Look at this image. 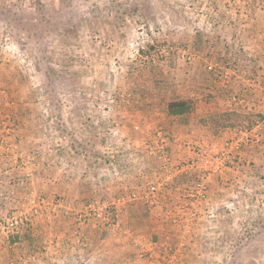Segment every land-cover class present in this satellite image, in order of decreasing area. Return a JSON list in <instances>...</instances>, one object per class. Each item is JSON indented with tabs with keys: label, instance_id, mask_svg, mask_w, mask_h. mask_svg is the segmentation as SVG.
<instances>
[{
	"label": "rangeland",
	"instance_id": "374dc122",
	"mask_svg": "<svg viewBox=\"0 0 264 264\" xmlns=\"http://www.w3.org/2000/svg\"><path fill=\"white\" fill-rule=\"evenodd\" d=\"M253 1L0 0V264H264V79L242 77L234 100L232 75L212 76L224 92L209 97L206 115L230 105L242 125L176 126L175 135L159 130L166 115L140 101L147 94L135 80L151 58L174 54L168 31L178 27H191L190 43L218 29L242 47V68L253 57L249 42L264 41L251 34ZM189 55L180 56L186 68ZM33 76L43 81L37 91L25 84ZM14 103L19 122L8 119ZM254 115L262 119L249 129ZM67 139L93 157L75 162L72 150H59ZM85 171L101 179L87 198ZM135 197L150 205L149 233L125 218ZM90 217L111 231L79 242L86 238L74 228L85 230Z\"/></svg>",
	"mask_w": 264,
	"mask_h": 264
},
{
	"label": "trees",
	"instance_id": "16d2710c",
	"mask_svg": "<svg viewBox=\"0 0 264 264\" xmlns=\"http://www.w3.org/2000/svg\"><path fill=\"white\" fill-rule=\"evenodd\" d=\"M166 2L167 1H164L165 4H167ZM260 6L261 2H258V0L253 1L249 6V11L251 12L250 19L254 20V25L251 27L252 36L264 33V7L261 8ZM173 16L177 17V13L173 12ZM7 30L8 29L5 28L3 29L4 32H8ZM190 30H192L191 27H178L175 29L172 28L168 31L170 34L169 44L173 46L175 51L174 54L169 55L167 58L161 57L162 53L157 51L155 47H150V51L155 54L156 57L159 56L164 59L153 60L150 57L151 59L149 63L145 64L135 77L137 83L145 86L139 87L137 91L141 92V90H143L144 94H147V97L145 99L143 97L140 98V101L150 100L152 104L154 103L158 106L159 110L163 111L164 115H166L168 125H160L159 127L162 128L159 130H161V132L163 131L164 134L165 131H167L169 135H175L176 126L181 127V129L190 127L201 129L207 126L208 122L217 126L219 124H223V127H229L227 123L232 121L233 127L237 125L241 126L242 119L240 115H238L236 111L232 110L230 105L229 108L224 111H219L212 115H206V112L210 109L209 107L212 104V101L210 102L211 104L208 103L209 97L211 100L212 97H217V95L224 92L223 89H215L216 85H210L209 80L212 76L216 75L222 77L226 73H230L232 77L230 86H228L229 95L233 97L234 100H239L244 93V89L242 88L244 85V82H242L241 79L242 77L245 81H250L251 79H255L256 81L258 79H264V55L263 53H258L259 49L264 50V41H262V43L257 42L255 45L252 42H249L248 46L251 50H253V57L249 58L246 65L240 68L238 67V57L235 56L243 51L242 47L241 49H236L234 45H228L227 42L224 41V38L226 40V37L220 35L218 33V29L211 35V37L205 36L203 39L197 35V37L192 39L193 41L190 43V37L192 36ZM232 30L234 29L230 28V26L227 27V31ZM221 40L224 42L221 43ZM150 51L142 52V54L149 57L151 53ZM183 51H187L190 54L189 56H193L194 58V61L189 64L190 66H188V68L183 66L186 62L181 61L180 59ZM195 54H200V58H196ZM211 63L213 64V67L209 71L208 64ZM239 73L241 75L238 77L237 75ZM25 84L29 89L37 91L41 86H43V81L40 76H33L29 77ZM197 106L198 108H196ZM55 108L56 106L52 104L51 101V109L54 110ZM10 112H12L11 116H8L10 122L21 121L22 116H20L21 111L19 110V104L14 103ZM257 119L262 118L255 115L252 117L251 122L248 125L249 129L251 128V124ZM54 121L55 125L58 127V124H60L59 119L56 118ZM154 125L157 126L156 123ZM23 126H26V124L24 123ZM162 126H166V128ZM132 135L134 136V131H132ZM18 144L19 147H22V145L24 146V143ZM26 146L27 145L25 144V147ZM61 146L62 145H60L59 150H65V152H68V148L69 150H72V156L74 157L73 159L75 162H77L80 158L90 159L93 157L92 155L87 156L84 152L78 151L73 145H71V141L69 139L64 142L62 147ZM97 162L98 161L96 159L91 161L93 165L98 164ZM81 177L83 178L82 183H84L87 188V191H83L85 193V198L92 197V195L94 196L95 193L93 194L92 192L96 190L98 192L101 179H97L95 176L93 178L94 180H90L87 176V171H85ZM61 181V184L63 185L68 183L70 184L71 177L67 175ZM131 181L136 182L137 177L134 175ZM37 182L40 187V191H42L41 179L40 181L38 179ZM92 182H96V184L92 186ZM142 182L143 180H141V183ZM77 190L78 198L81 200V188L78 187ZM125 211V218L132 223L133 226H135V229L138 231H145L147 233L151 232L150 227H147L148 224L151 223L152 218L150 205L143 197H135L128 201ZM90 218L93 219H87L83 223L86 226V228L84 227L85 230L81 229L79 223H77V228H74L78 233H84L83 235L86 238L80 239L79 242L83 243V241H89L90 233H102L98 239L100 241L109 233V231H111V229H109V223H105L104 220H99L94 217ZM57 219L58 217H56L53 221L54 224L57 222ZM30 230H34L32 225L28 229V233H30ZM16 239L19 244L22 243L18 237ZM27 241V246L30 251L33 249L32 247L35 241L30 235L27 236Z\"/></svg>",
	"mask_w": 264,
	"mask_h": 264
}]
</instances>
